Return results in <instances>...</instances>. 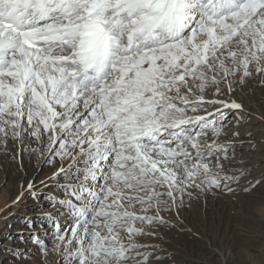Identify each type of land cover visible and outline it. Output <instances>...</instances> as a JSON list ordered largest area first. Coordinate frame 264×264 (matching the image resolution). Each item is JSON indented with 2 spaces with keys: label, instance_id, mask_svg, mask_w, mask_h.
<instances>
[{
  "label": "snow or ice",
  "instance_id": "1",
  "mask_svg": "<svg viewBox=\"0 0 264 264\" xmlns=\"http://www.w3.org/2000/svg\"><path fill=\"white\" fill-rule=\"evenodd\" d=\"M257 76L264 0H0V156L59 165L65 264H153L141 237L243 178L209 117L244 110L228 97Z\"/></svg>",
  "mask_w": 264,
  "mask_h": 264
},
{
  "label": "rangeland",
  "instance_id": "2",
  "mask_svg": "<svg viewBox=\"0 0 264 264\" xmlns=\"http://www.w3.org/2000/svg\"><path fill=\"white\" fill-rule=\"evenodd\" d=\"M244 96H254L256 108L249 110L242 120L235 116L223 122L228 126L225 130L244 127L248 131L247 135H238L246 148L231 153L234 157L231 165L225 162L229 175L244 173L243 178L232 184L234 193L213 192L207 196L199 193L191 199L185 196L188 207L181 211L178 220L174 213L166 214L170 227L162 228L159 237H141V243L157 245L160 249L161 258L153 264H264V86L258 76L228 98L239 101ZM223 140L231 142L225 134L220 138ZM10 155L0 156V182L9 168L15 178L26 176L30 169L39 173L50 169L53 173L59 166L54 163L42 167V157L29 158L24 154V166L20 167ZM256 180L260 183L255 184ZM4 181L0 183V264H65L53 250L57 243L56 225L66 228L71 225V219L64 210L53 207V197L61 196L66 181L52 176L48 183L36 182L34 189L38 193L27 191L26 201L14 207L11 216L8 212H12L9 210L12 205L7 203ZM25 217L33 221L31 228ZM7 231L12 234H5ZM33 234L47 245V253L42 245L33 243ZM17 249L25 258L14 255Z\"/></svg>",
  "mask_w": 264,
  "mask_h": 264
},
{
  "label": "bare ground",
  "instance_id": "3",
  "mask_svg": "<svg viewBox=\"0 0 264 264\" xmlns=\"http://www.w3.org/2000/svg\"><path fill=\"white\" fill-rule=\"evenodd\" d=\"M237 102H239V103H241L243 105V109L244 110H242V111L241 110H236V114L233 115V110L224 109L223 110V114L226 115L228 118L238 116L242 120V118L246 117V114L249 112V110H251L253 108L254 109L256 108V104L254 103V96H248V97L244 96L241 100H239V101L237 100ZM215 107H219V106L218 105L208 106L207 107V111L208 112H212L213 108H215ZM209 118L210 119H215L219 123H222V124H223V122L225 120V119H223V117L220 114H214L212 117H209ZM236 125H238V124H236ZM227 127L228 126H226L225 129H227ZM236 133H239V136L247 135L248 134L247 129H245L244 127H241V128L239 127V129L236 130V129H232V127H231L228 130H225V136L228 137L231 140V142L234 144L235 150L245 149L246 148V144H244V141H242L243 139H241V140L239 139V136L236 135ZM212 139H216L214 134L212 136ZM225 139H227V138H225ZM220 142L228 143L227 141H224V140L220 141ZM45 165L46 164H43L42 167L45 166ZM53 166L54 165H52V168H51L52 170L54 169ZM7 167H9V166H7ZM11 169L12 168H9L7 170V175L3 176L4 178L2 177V181H3V179L5 180L4 181V185L7 184L6 186H4V187H7L6 192H7L8 199H9V200H7L8 201L7 203L12 205L10 207V209H9L12 212H8L9 216H11L13 213H15L14 207H18L19 205H22L21 203L24 202V200L26 201V199H27V196H26L27 191H30V192L36 193V194L38 193L37 191H35L34 187L32 189H28L27 187H24L25 185H27V183L30 180L33 182L34 185L36 184V182H40V181L41 182L43 181V184H44V183H48L52 179V176H53L52 175V171H50V169L48 171H46V172L44 171V173H46L45 175H44V173L37 172V169H34V170L30 169V172L28 174H26V176H19V177L12 178L11 174L13 173V171ZM16 175H18V174H16ZM17 195H19L20 198L18 200H16L14 203H9L10 201H13L14 198ZM46 230H48V228H46ZM44 232L45 231H42V233H44ZM5 234L11 235L12 232L7 231Z\"/></svg>",
  "mask_w": 264,
  "mask_h": 264
}]
</instances>
